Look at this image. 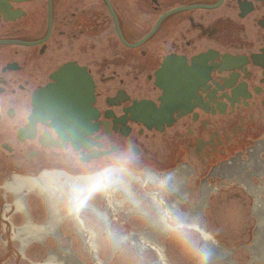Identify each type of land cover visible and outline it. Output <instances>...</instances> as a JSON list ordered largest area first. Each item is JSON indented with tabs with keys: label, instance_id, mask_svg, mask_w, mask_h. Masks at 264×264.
Instances as JSON below:
<instances>
[{
	"label": "flooded vegetation",
	"instance_id": "flooded-vegetation-1",
	"mask_svg": "<svg viewBox=\"0 0 264 264\" xmlns=\"http://www.w3.org/2000/svg\"><path fill=\"white\" fill-rule=\"evenodd\" d=\"M58 73L81 103L59 131L36 107ZM263 149L264 0H0V189L31 179L45 204L68 171Z\"/></svg>",
	"mask_w": 264,
	"mask_h": 264
},
{
	"label": "rangeland",
	"instance_id": "rangeland-1",
	"mask_svg": "<svg viewBox=\"0 0 264 264\" xmlns=\"http://www.w3.org/2000/svg\"><path fill=\"white\" fill-rule=\"evenodd\" d=\"M242 160L228 170H210L194 158L170 168L159 159L144 169L126 168L134 178L128 176L123 187L113 184L117 173L102 175L106 195L93 189L76 201L62 186L66 197L56 196L60 216L43 231L26 227L15 195L0 189V264H157V248L164 264H195V255L205 264H264V149ZM185 164L186 170L167 178ZM23 192L30 224L44 225L49 213L42 198ZM75 205L82 227L70 217ZM194 225L213 241L205 245Z\"/></svg>",
	"mask_w": 264,
	"mask_h": 264
},
{
	"label": "bare ground",
	"instance_id": "bare-ground-1",
	"mask_svg": "<svg viewBox=\"0 0 264 264\" xmlns=\"http://www.w3.org/2000/svg\"><path fill=\"white\" fill-rule=\"evenodd\" d=\"M182 169H183V167H180L178 170L171 173L169 177H172L173 175L181 172ZM112 172H118L121 174L122 177H124V175L130 176L129 173L124 169H112V170L105 171L101 174L95 175V176L82 177V178H70L67 175H64V176L67 179L66 183L70 184L72 187V190H73L72 196H76V194L79 195L81 193H84L86 191L93 190V189L100 191L104 195L105 194V185L102 184V175H105L108 178H110ZM148 176H150V175H148ZM53 177H54L53 174H50L49 177L47 178L48 179L47 182L49 183L50 181H52ZM32 183H33V180H31V179L17 178V179H14L11 184H8L6 186L7 190H10L15 194L14 206H15L17 212L24 213L23 200L25 198V194L22 193V189L29 190L30 188H32ZM121 184L123 187L124 181H122ZM52 189H54V188H50V194H53L54 196H56L57 194H55ZM207 191H209V189ZM105 197L107 198V196H105ZM48 199H49L48 200V209L50 212V218L48 221V225H49V224L53 223L54 219L56 218V212H57L56 211V205H57L56 203H57V201H56V203H53V198L51 195H50V197H48ZM256 201H258V200H256ZM10 206L11 205L7 204L5 206V208L3 209L4 219H6V214L9 211ZM76 212H77V206L75 205V207L72 208L71 213H70V217L71 218L73 217L75 222H77ZM25 226L26 227L29 226V222L27 219L25 221ZM194 228H196L200 232L205 243H208V241H210V236L208 233H206L204 228L199 227L197 225H194ZM157 252H158V256H159L157 264H164V259H163L161 250L158 249Z\"/></svg>",
	"mask_w": 264,
	"mask_h": 264
},
{
	"label": "water",
	"instance_id": "water-1",
	"mask_svg": "<svg viewBox=\"0 0 264 264\" xmlns=\"http://www.w3.org/2000/svg\"><path fill=\"white\" fill-rule=\"evenodd\" d=\"M55 79V84L49 85L39 94L40 98H46L47 101L42 104H37L36 107L38 113H49V117L53 119V122L56 125L55 128L58 130L57 127H60L65 121L69 122V125L71 124L72 119L67 118L66 113L69 111L70 107L75 111L76 107H79L81 103L76 102L74 104L69 101L70 93L68 92V87L65 86L64 82L61 80L60 73L55 76ZM75 90L76 93H74V95H80L77 93L78 89L75 88ZM82 91H84L86 96H89V90L87 87H84Z\"/></svg>",
	"mask_w": 264,
	"mask_h": 264
},
{
	"label": "clouds",
	"instance_id": "clouds-1",
	"mask_svg": "<svg viewBox=\"0 0 264 264\" xmlns=\"http://www.w3.org/2000/svg\"><path fill=\"white\" fill-rule=\"evenodd\" d=\"M195 264H205V262L201 261L198 255H195Z\"/></svg>",
	"mask_w": 264,
	"mask_h": 264
}]
</instances>
